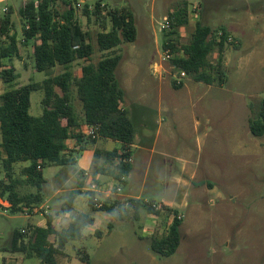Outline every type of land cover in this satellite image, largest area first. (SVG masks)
I'll return each mask as SVG.
<instances>
[{"label": "rangeland", "instance_id": "rangeland-1", "mask_svg": "<svg viewBox=\"0 0 264 264\" xmlns=\"http://www.w3.org/2000/svg\"><path fill=\"white\" fill-rule=\"evenodd\" d=\"M15 1L9 3L15 4ZM17 1L22 6L23 0ZM178 1L56 0L54 4L61 14L74 8L76 19L90 35L95 64L107 54L100 51L97 35L110 31L112 25L107 21L105 29L94 16L86 17L84 9L87 7L93 12L101 2L102 9L105 6L124 7L134 13L137 40L123 43L115 51L121 56L116 77L126 92L122 108L132 118L138 133L140 130L142 134L144 129L149 143H153L155 129L161 128L157 154L152 161L148 153L133 149L137 169L145 174L148 172L142 192L140 185H118L107 176L97 179L91 170L86 182L89 190L77 195L76 208L77 213H89L88 193L93 185L103 192L95 194L101 202L108 199L105 192L118 194L121 187V195L141 196L143 203L159 215L149 214L146 208H141L139 221H115L110 234L107 226L111 219H107L106 213L99 212L97 224L85 230V238L66 246V260L59 256V264H83L78 252L84 249L91 264H264V137L253 136L249 127L250 120L259 118L264 103L263 25L257 20L249 21L253 34L245 32L239 48L240 41L230 36L232 41L228 42L227 51L232 52V58H228L226 83L210 87L196 83L190 76L181 78V71L166 57L165 42L176 38L170 15ZM185 1L189 3V24L178 31L181 43L190 40L196 24L207 25L210 18L207 14L201 16L204 0ZM221 1L223 6L224 0ZM4 7L0 6V18ZM227 9L224 5L222 15H226ZM242 12L252 19L258 15L260 18L264 15V0H248V7ZM231 13L229 10L227 15ZM20 17L14 14L12 19L22 32ZM215 30L220 38L223 29ZM24 55L23 65L17 59L12 63L6 61L7 65H17L19 78L11 84L0 79V95L31 83H41L47 78L46 73L33 70L32 51L26 49ZM215 58L213 55L211 61ZM82 64L83 61L77 62L72 70L80 73ZM53 72L62 73L64 68L57 67ZM43 98V91L32 93L33 116L42 115ZM74 103L81 116V102L75 98ZM143 125L151 127L145 129ZM88 145L94 146L91 142ZM118 146L111 142L108 149ZM24 166L28 165L15 166L13 179H25ZM53 169L47 168L44 176L49 178ZM1 180L9 183L2 161ZM76 187L75 177L68 189ZM131 189H134L133 193H130ZM18 192L27 195L35 189L21 185ZM68 201L65 194L55 198L53 216L67 211ZM169 209L176 211L182 220V241L175 255L161 257L152 250L151 239L168 232L174 218ZM45 210L37 207L28 210L30 215H39L34 218L25 212L0 211V264L9 257L17 260L15 264H42L38 258L12 254L10 247L15 232L46 221V217L41 216ZM97 231L102 235L97 236ZM5 248L8 250H3Z\"/></svg>", "mask_w": 264, "mask_h": 264}, {"label": "trees", "instance_id": "trees-1", "mask_svg": "<svg viewBox=\"0 0 264 264\" xmlns=\"http://www.w3.org/2000/svg\"><path fill=\"white\" fill-rule=\"evenodd\" d=\"M55 3L56 0L31 1L20 10L23 43L34 41L35 69L46 73L47 78L41 83H31L0 95V161L9 181H0V198L11 205L13 214L33 208V205L39 206L45 193L43 171L51 166L72 165L74 154L82 152L89 142L96 144L102 139L120 144V148L112 151L96 150L91 168L93 177L108 175L123 184V179L132 171L131 163L123 160L132 156L130 146L134 144L136 130L122 108L126 92L116 77L121 56L115 51L123 43L137 40L134 13L124 7L105 6L102 9L101 2L93 12L87 7L84 9L86 17L94 16L105 29L107 21L112 25L110 31L97 35L100 51L107 54L95 64L90 35L76 19L74 8L61 14L54 8ZM10 14L0 19V79L7 84L19 78L16 69L6 65V61L11 62L20 53L18 35L11 34ZM170 20L176 38L166 41L164 47L172 51L171 65L196 83L223 86L229 34L223 30V35L218 38L215 29L198 23L190 40L181 43L178 31L189 24V3L185 0L176 3ZM213 55L216 56L214 62L211 61ZM79 61L84 64L80 73H76L72 66ZM57 67L64 68V72L54 74ZM37 91L44 93L43 113L38 117L31 114L32 93ZM75 98L81 102V116L76 110ZM85 126L96 128L95 138L84 134ZM249 127L253 136L264 137V103L259 118L250 120ZM72 141L77 151L70 149L69 142ZM23 163H29L22 170L25 179H13L15 166ZM21 185H28L35 192L21 195L18 192ZM78 194L81 192L73 193L70 206ZM94 196V193H88L89 207L92 212H105L111 217L107 226L109 233L113 231L115 221H139L141 208H146L149 214L159 215L142 200L116 196L102 202V208L98 209L93 202ZM169 211L174 218L168 232L151 239L152 250L161 257L175 255L182 241V220L176 211ZM53 220L48 216L45 227H35L26 234L15 232L10 252L38 258L42 264H59L57 258L64 255L66 246L82 240L84 231L95 223L92 215L81 213L73 217L66 228L56 230ZM96 233L102 235V232ZM78 256L83 264H91L86 249L79 251Z\"/></svg>", "mask_w": 264, "mask_h": 264}, {"label": "crops", "instance_id": "crops-1", "mask_svg": "<svg viewBox=\"0 0 264 264\" xmlns=\"http://www.w3.org/2000/svg\"><path fill=\"white\" fill-rule=\"evenodd\" d=\"M10 1L11 0H0V6L5 5V7L2 10L3 16H1L0 19L5 17L9 12L11 13L10 16H11V20L13 23V29L11 31V34H17L18 40L20 43L19 44V52H20L19 57L15 58V59L18 60V63L23 65L24 61H25L24 53H25L26 49L28 51L31 50L33 53L34 41H31V42L27 43L26 45L23 43L22 32L18 31L17 26H16L17 22H14L12 17L14 14H17L20 17L21 8L26 3L31 2V1L30 0H23L22 6L18 5L17 0L15 1V4L9 3ZM224 5L228 7V9L226 10L227 12L229 10L232 11L231 14L227 15V12H225L226 15L225 16L222 15V13H223L222 9H223ZM223 6H222L221 0H204V6L202 5L200 7V10H201V14H202L201 16H203V14H207L210 16L209 24H207L206 26H208L212 29L221 28V29L225 30L229 34V37L232 36L236 40L240 41L239 45L237 46L238 48L242 45L241 37L245 34V32H247V33L251 32L253 34V31H252L253 28H250L249 24H248L249 21L252 22V21L257 20L258 23L260 22L261 25H263L262 26V32H263V37H264V24H263L264 23V15L260 16V18L258 15V17L252 19L250 17H247V15L243 14V12H242V10L244 8L248 7V0H224ZM5 9H7L8 12L6 14H3V11ZM220 15H221V17H220ZM258 19H260V20H258ZM20 21H21V17H20ZM210 23L212 25H210ZM231 55H232L231 51H229V50L226 51V54H225V66L226 67H228V65H229L228 58H230ZM231 58H232V56H231ZM33 61H34V58H33ZM10 63H12V61ZM6 65H7V62H6ZM7 66L8 67H14L16 69L15 66H17V65L10 64ZM33 67H34L33 70L36 71L35 64ZM16 73H17V69H16ZM159 76H161V73ZM130 120L133 122L132 118H130ZM143 123H145V121H143ZM200 124L201 123L199 121L198 125L200 126ZM147 127H151V125H147V126L143 125V128L146 129ZM160 135H161V128L158 126L154 132L153 143H149L148 140L150 138L148 136H146L144 129L142 130V134H141L140 130H139V133H138V131H136L134 144L132 146H130L132 160H133L131 163L132 171L127 178L123 179L124 180L123 184L116 182L111 176H108V175H98L97 179L102 178V176H107L108 178L113 179V181L116 182L118 185H129V184H131L132 187L140 185V187L142 186V190L140 189V192H142L143 187L146 183V177H147L148 172L145 174L143 172V170L137 169V165L135 164L136 163L135 162V154H134L133 149L134 148L140 149L141 151L148 153V155L152 161L154 156L157 154L156 147H157V143H158V139L160 138ZM111 142H114V141L101 139V140H98L97 143L94 144L93 147H91V145H88V144L85 145L84 150L82 152H77L76 154H74V156L72 158V159H74L73 165H70L67 167H54L49 178H46L44 176L45 181H46L45 193H44V198H43L44 203L42 202L39 206L33 205V208L37 207L40 210H43L45 208L46 209L45 214H41V216L42 215L45 216L46 221L44 223L43 222H36L35 224H33L27 228H23L22 230H26L29 232L33 228L38 227V226L39 227H45L47 224V217L48 216H52L54 218V220H53L54 228L56 230H62L63 228H66L70 224L73 217L77 216L78 214H81V213H77V211H76V208L78 206V202H77L78 197H76L73 200V204L71 206L69 205V202H70V200H72V195L74 192H81V194H82V192L89 190V188L86 187V182H87V178L89 177L90 172H91L92 163H93L94 157H95V152L98 149L103 150V151H112V150L108 149V146ZM114 143L119 145L116 148H120L119 143H117V142H114ZM69 146H70V149L73 150L75 148V142L74 141L69 142ZM75 150L77 151L78 148L76 147ZM68 153L70 154V151L67 152V154ZM23 164L29 166V163H23ZM24 167H26V166H24ZM52 167L53 166L48 167V168H52ZM44 171H43V173H44ZM75 177H76V181H77V187L68 189L69 183L74 182ZM102 179H106V177L102 178ZM48 188H49V191H48ZM98 191H99L98 193L101 192L99 189H98ZM119 191L120 192L118 194H115L112 191H108V192H105V195L108 198H110L112 196H116L119 198H132V199L141 200V196H138V195H121V187L119 188ZM133 192H134V189H131L130 193H133ZM31 193H34V192H31ZM101 193H103V192H101ZM64 194L69 197V201L67 202V205H68L67 209L68 210L65 211L61 215L53 216L54 205L52 204V202L55 200V198L61 197ZM88 206H89V204H88ZM33 208H24L22 212L27 213L28 210H31ZM0 211H3L4 213H7L8 211L11 212V205L5 199H1V198H0ZM98 213L99 212H92L90 207H89V213H84V214H90L94 217L95 223L92 226H95L98 222L97 217H96V214H98ZM103 213H105V212H103ZM28 215L31 218L39 216V215H30V214H28ZM109 218L111 219V217L107 214V219H109ZM63 224H64V226H62ZM21 231H19V232H21ZM111 233L112 232H110V234ZM83 238H85V235ZM3 250L6 251L8 249L5 248ZM65 250H66V248H65ZM65 250H64V255H62L61 257L65 258V260H66ZM12 254H22V253H12ZM16 262H17V260L14 257H9L7 259L5 258L3 260V264H15Z\"/></svg>", "mask_w": 264, "mask_h": 264}, {"label": "built area", "instance_id": "built-area-1", "mask_svg": "<svg viewBox=\"0 0 264 264\" xmlns=\"http://www.w3.org/2000/svg\"><path fill=\"white\" fill-rule=\"evenodd\" d=\"M8 12V10L7 9H5L4 11H3V13L4 14H6ZM28 28V27H27ZM223 35V33L221 34V36ZM220 36V37H221ZM229 41H232L231 39H230V37L228 38V42ZM166 57L168 58V59H170L171 58V56H172V51L170 50V49H167V51H166ZM181 74V78H184V77H186L187 75L184 73V72H181L180 73ZM83 132H84V134L86 135V136H88V137H93V138H95L96 137V128H93V127H89V126H85L84 128H83ZM126 153V152H125ZM132 156L131 157H129V158H125L124 160H123V162L124 163H132ZM92 193H94V195L95 194H97L99 191H98V188H97V186L96 185H93L92 186V189L90 190ZM93 202L95 203V206H96V208H98V209H100V208H102V202H101V200L98 198V196H94V198H93ZM28 231H26V230H22L21 231V233L22 234H26Z\"/></svg>", "mask_w": 264, "mask_h": 264}]
</instances>
